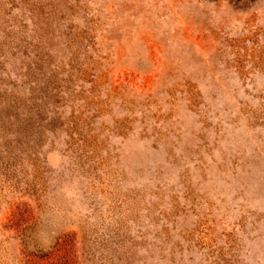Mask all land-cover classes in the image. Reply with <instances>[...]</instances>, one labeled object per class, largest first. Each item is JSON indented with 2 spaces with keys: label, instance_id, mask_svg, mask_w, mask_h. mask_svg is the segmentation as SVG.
Masks as SVG:
<instances>
[{
  "label": "rangeland",
  "instance_id": "1",
  "mask_svg": "<svg viewBox=\"0 0 264 264\" xmlns=\"http://www.w3.org/2000/svg\"><path fill=\"white\" fill-rule=\"evenodd\" d=\"M0 264H264V0H0Z\"/></svg>",
  "mask_w": 264,
  "mask_h": 264
}]
</instances>
